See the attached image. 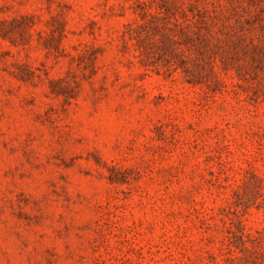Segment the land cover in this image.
Returning <instances> with one entry per match:
<instances>
[{
	"label": "rangeland",
	"instance_id": "obj_1",
	"mask_svg": "<svg viewBox=\"0 0 264 264\" xmlns=\"http://www.w3.org/2000/svg\"><path fill=\"white\" fill-rule=\"evenodd\" d=\"M0 264H264V0H0Z\"/></svg>",
	"mask_w": 264,
	"mask_h": 264
},
{
	"label": "trees",
	"instance_id": "obj_2",
	"mask_svg": "<svg viewBox=\"0 0 264 264\" xmlns=\"http://www.w3.org/2000/svg\"><path fill=\"white\" fill-rule=\"evenodd\" d=\"M179 1H183V0H179ZM176 9H178L180 11V20L177 19L176 16L172 18L171 25L173 26L174 29H176L173 32H171V33H173V35H172L173 38H174V36H175V38L177 37L176 32L178 30L179 31H181L182 29L191 30L192 26H195V24L197 22L196 20H194V18H195L194 14L192 12L188 13L182 5L178 6V7L176 6ZM161 14H162V12H159L156 15H151V17H152V19L159 20L160 17H157V16H160ZM180 28H182V29H180Z\"/></svg>",
	"mask_w": 264,
	"mask_h": 264
}]
</instances>
